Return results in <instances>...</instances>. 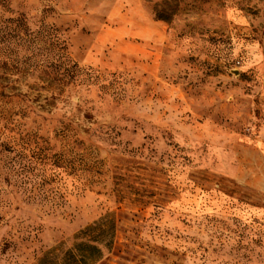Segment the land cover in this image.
I'll return each mask as SVG.
<instances>
[{
	"label": "rangeland",
	"instance_id": "obj_1",
	"mask_svg": "<svg viewBox=\"0 0 264 264\" xmlns=\"http://www.w3.org/2000/svg\"><path fill=\"white\" fill-rule=\"evenodd\" d=\"M0 264H264V0H0Z\"/></svg>",
	"mask_w": 264,
	"mask_h": 264
},
{
	"label": "trees",
	"instance_id": "obj_2",
	"mask_svg": "<svg viewBox=\"0 0 264 264\" xmlns=\"http://www.w3.org/2000/svg\"><path fill=\"white\" fill-rule=\"evenodd\" d=\"M90 248H92L93 250L96 251V253H97L96 259L99 258L100 257L101 250L98 247H90Z\"/></svg>",
	"mask_w": 264,
	"mask_h": 264
},
{
	"label": "water",
	"instance_id": "obj_3",
	"mask_svg": "<svg viewBox=\"0 0 264 264\" xmlns=\"http://www.w3.org/2000/svg\"><path fill=\"white\" fill-rule=\"evenodd\" d=\"M235 75H236V73H235Z\"/></svg>",
	"mask_w": 264,
	"mask_h": 264
}]
</instances>
